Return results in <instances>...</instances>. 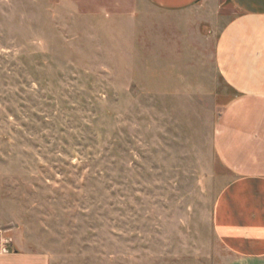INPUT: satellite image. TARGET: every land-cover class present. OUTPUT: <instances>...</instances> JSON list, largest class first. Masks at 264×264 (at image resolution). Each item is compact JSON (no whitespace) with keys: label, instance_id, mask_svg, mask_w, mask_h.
Wrapping results in <instances>:
<instances>
[{"label":"rangeland","instance_id":"rangeland-1","mask_svg":"<svg viewBox=\"0 0 264 264\" xmlns=\"http://www.w3.org/2000/svg\"><path fill=\"white\" fill-rule=\"evenodd\" d=\"M145 0H0V244L50 264H227L226 95L180 84Z\"/></svg>","mask_w":264,"mask_h":264},{"label":"crops","instance_id":"crops-1","mask_svg":"<svg viewBox=\"0 0 264 264\" xmlns=\"http://www.w3.org/2000/svg\"><path fill=\"white\" fill-rule=\"evenodd\" d=\"M187 38L167 46L180 84L226 95L214 144L233 179L219 193L212 225L230 252L227 264H264V0H145ZM1 237L0 264H50L11 237Z\"/></svg>","mask_w":264,"mask_h":264}]
</instances>
